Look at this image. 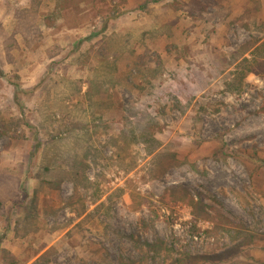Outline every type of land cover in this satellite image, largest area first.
I'll use <instances>...</instances> for the list:
<instances>
[{"label": "rangeland", "instance_id": "obj_1", "mask_svg": "<svg viewBox=\"0 0 264 264\" xmlns=\"http://www.w3.org/2000/svg\"><path fill=\"white\" fill-rule=\"evenodd\" d=\"M29 1L0 0L3 74L0 110L19 117L13 90L27 91L28 94L18 97L23 105V118L31 126L19 130V137L15 139L0 136V197L9 198L15 190L19 202L36 194L39 208L53 209L49 213L56 211V216L44 220L40 214L36 223L51 232L41 231L20 239L12 229L5 231L7 225L14 227L7 215L10 207L7 203L8 208L0 214V236L5 235L3 248L15 257L21 255L20 261L32 254L27 249L30 246L32 250L44 248L42 251L54 247L57 254L50 264H73L76 257L91 264L104 256L116 264L121 256L129 259L136 256L123 238L133 234L144 242H165L174 249L173 258L185 253L205 256L195 264H264V78L242 77L238 63H231V56L241 45L264 39V29L250 32L242 29L252 22L261 29L264 0H216L230 15L221 21L217 16L219 11L211 7L208 10L211 19L207 22L190 19L185 9L180 8L181 4L169 8L171 0H153L157 2L147 3V9L154 12L151 15L165 28L154 37V43L145 41L149 45L146 50L135 42L137 35L154 22L137 9L145 0H129L126 6H118L115 1L105 5L80 4V10L64 12V22L57 23L54 31L49 32L46 27L55 25V18L59 17L40 9L39 29L51 35L45 39L39 37L35 44H45L39 50L33 47L24 51L20 39H14V12ZM188 1L177 0L178 3ZM255 1L260 3L256 13ZM113 16L116 17L113 19ZM67 17L69 22L65 23ZM101 32L119 36L118 48L125 49L126 40L127 50L133 51L134 56L145 52L148 56L158 55L162 70L148 85L132 71L136 57L126 55L120 59L118 68L121 73H129L133 87L117 83L112 95L119 107L99 111L103 120L96 123L99 136L94 138L93 146L104 158H110L114 149L103 147L105 135L119 134L125 115L130 116L131 123L142 121V127L146 128L151 119L155 124L151 125V133L159 147L148 156L142 145H133L124 154L127 155L124 163L100 161L103 169L87 171L89 180L98 185L101 197L98 203L105 202L104 209L111 205L110 216L106 218L104 210L93 213L85 219L82 230H77L74 226L80 219L64 205L72 194L71 184L66 182L59 190L48 191L41 190L35 180L39 156L30 155L35 145L32 134H44L41 126L45 128L46 123L42 121L41 111L58 114L65 106L60 94L65 88L63 84L50 88L54 81L60 84L71 78L86 82L89 72L83 57L88 51L96 50ZM16 42L19 44L9 51ZM44 46L57 48L44 51ZM54 51L60 55L49 60ZM90 64L93 65L92 60ZM45 107L48 111L44 112ZM131 108L137 115L131 117L124 112ZM130 161L136 164L128 172L122 166L128 168ZM175 185L186 187L195 201L204 204L209 219H198L191 207L180 199L172 200L167 191ZM92 210L93 206L87 207L88 213ZM193 226L197 229L196 237L191 235ZM239 228L253 237L252 242L240 237L232 240ZM205 231L211 232V238L206 239ZM69 232L72 236L65 238ZM217 243L222 250L236 244L242 245V249H234L223 258L214 257L216 261H211L207 254ZM61 245L69 250L63 251ZM230 257L231 261L227 262ZM163 260L159 264L170 263Z\"/></svg>", "mask_w": 264, "mask_h": 264}, {"label": "trees", "instance_id": "obj_2", "mask_svg": "<svg viewBox=\"0 0 264 264\" xmlns=\"http://www.w3.org/2000/svg\"><path fill=\"white\" fill-rule=\"evenodd\" d=\"M29 1V0H28ZM44 0H30L28 5L21 6L15 9V35H20V44L27 50L34 47V43L39 41V31L35 25V16L39 13V10L53 14L55 17L61 18L64 12L70 13L72 11H78L80 4H91V5H105L106 2L115 1L118 6H126L129 0H48L43 4ZM218 1V0H217ZM216 0H189L187 3H178L177 0H171V3L167 7H172V5L181 4L180 8L185 9L190 19L197 20L199 22H207L211 19V14L209 15L208 10L211 7H215L216 11H219L218 17L221 21H224L230 15L224 12L223 6L219 5ZM221 1V0H219ZM252 1V0H250ZM260 2V0H258ZM157 1L145 0L144 4L137 7L138 11L145 12L148 17L153 18V24L150 23L149 28L143 30L141 34L137 35L136 44L143 48L148 49V43H154V37H157L160 33L159 31L164 30L165 25L159 23L156 16H152V11H148L147 3H156ZM253 2V1H252ZM257 1L254 2L256 6L254 13L259 11V5ZM179 6V5H176ZM180 8H176L180 9ZM117 12L116 14H118ZM116 16H113L114 19ZM107 16V19H110ZM50 21V18H47ZM56 21V18H55ZM148 26V25H147ZM167 26V25H166ZM258 26V25H257ZM256 28V23L252 22V25L242 26L244 31H262L264 29V23H260L259 27ZM36 28V29H35ZM99 41L97 43V48L95 51H88L83 57V61H87V71L89 72V77L83 82L81 80L75 79H65L63 83H56L55 81L50 88H56L58 85L63 84L65 90L60 93L62 102L65 103L62 110L58 114L54 112L43 113L40 112L42 121L46 123L45 128L41 126V131L43 135L32 134L35 139V145L33 146V154L37 153L39 156L38 170L35 176L40 189H46L48 191H57L60 187L68 182L72 186V194L69 196L64 205L66 208L72 212L77 219L80 221L74 226V229L82 230V225L85 219L90 217L93 213H98L104 210V216L109 218L111 205L106 209L105 202H99V190L98 185L92 183L88 176L87 171L89 169H97L98 171L103 169L101 162L114 161L116 164L124 163L127 150L133 145L140 144L143 146L145 154L150 156L158 149V143L156 142L153 134L151 133V125H155L151 119H149L148 126L142 127L144 124L142 121L137 120L136 123H131L129 117L122 116V130L117 135H105L103 141V147H110L114 149L113 155L106 159L102 154L93 146L94 138H98V127L96 123L102 122V115H98L99 111H110L115 110L119 105L114 101L113 91L120 82L126 83L129 87H133V82L129 73H121L118 68V63L123 56H133L136 57V63L133 62L132 71L137 72V77L141 81H145L146 84H150V81L159 74L162 70V63L158 55L151 54L150 56L143 53L142 55L134 56L133 51L127 50V41L125 40L123 44L125 49L121 47L118 48V41H121L119 36L114 34L106 35L103 32L98 35ZM131 36V35H130ZM126 37H129L128 35ZM135 38V36H131ZM15 39V38H14ZM138 41V42H137ZM12 45L9 51L17 45ZM121 46V45H120ZM57 47H49L47 51L55 50ZM129 49V48H128ZM8 51V52H9ZM60 55V52H52L48 56L49 60L55 59ZM155 57V61H152ZM125 58V57H124ZM123 58V60H124ZM93 62V65L90 62ZM150 63V64H148ZM231 63H238L240 75L246 77L248 75H255L264 78V39H253L239 47V49L231 56ZM155 75V76H154ZM0 77L3 74L0 70ZM129 79V80H128ZM62 82V81H61ZM118 83V84H117ZM85 86V91L83 87ZM14 88V85H11ZM49 91V90H48ZM19 94H28L27 91H22L19 88L13 90V101L18 109L19 117L13 114H6L0 110V136L7 137L8 139H15L19 137L17 132L22 130L23 127L30 128L31 126L26 123L23 118L22 113V103L20 102ZM98 99V100H97ZM48 111L45 107L44 112ZM130 113L131 117L137 115L134 109H125L124 112ZM264 111V109H263ZM147 118V117H146ZM104 125V124H103ZM124 126V127H123ZM21 132V131H20ZM101 161V162H100ZM136 161H130L128 163V168L125 171H133ZM129 169V170H128ZM99 174H97V179ZM40 191V190H39ZM11 197L2 198L0 197V214L7 207V203H10L8 208L9 219L12 220L13 228L7 225L5 231H10L12 229L13 234L17 235L20 239H26L28 237L35 236L41 231L46 233L51 232L42 226H37L36 223L39 220V215L45 220L48 216H56V211L50 214L49 211L53 209L50 208H39L37 202L36 194L33 195L29 200L23 199L17 202L18 199L17 192L12 190ZM37 193V192H36ZM167 194L172 200L180 199L182 203L191 207L194 211L193 216H197L198 219L206 221L209 219L206 212L204 211L206 206L199 201H195L193 196L189 193L188 189L182 185H175L168 189ZM16 201V202H15ZM108 202V201H107ZM93 206L91 213L87 212V207ZM229 223L228 220H226ZM220 231V230H219ZM232 238L235 241L238 237L244 239V241L252 242L253 237L247 235L244 229L239 228V230ZM221 232V231H220ZM225 234H229L228 230H223ZM194 237L197 236V229L195 226L192 228L191 232ZM206 239L211 238V232L205 231ZM72 236L71 232L65 235V238H70ZM5 238L4 234L0 236V264H50L51 258L57 254L54 247H49L48 249L42 251L44 248L32 250L30 246L29 249L32 254L28 255L24 260L20 261V256L15 257L10 252L5 250L2 246V241ZM133 248L136 256L132 258L119 257L116 264H159V261L165 259V261H170L169 264H195L197 260L204 259L202 257L190 254H183L182 257L173 258L175 251L171 246H168L165 242L161 240H156L152 243L141 241L136 238L133 234L125 235L123 237ZM251 244V243H249ZM63 251H68L67 246H60ZM234 249H242V245L236 244L233 248L228 250H222L218 247V243L214 245V249L210 254H207L209 260H215L223 258L225 255L232 253ZM220 251V252H219ZM42 252V253H41ZM211 255L213 258H210ZM215 257V258H214ZM232 257L227 258V262H230ZM221 260V259H220ZM164 261V260H163ZM162 261V262H163ZM194 261V262H193ZM216 261V260H215ZM73 264H88V262L83 261L81 258H75L72 260ZM91 264H113L109 262L106 256L103 257L101 261H92ZM235 264H246V263H235ZM253 264V263H252Z\"/></svg>", "mask_w": 264, "mask_h": 264}, {"label": "crops", "instance_id": "obj_3", "mask_svg": "<svg viewBox=\"0 0 264 264\" xmlns=\"http://www.w3.org/2000/svg\"><path fill=\"white\" fill-rule=\"evenodd\" d=\"M38 17H36L35 16V25H36V28L38 29V31H39V34H40V37L41 38H44L45 39V37H47V35L48 36H50L51 34H48L47 32H43L41 29H39V25L37 24V21H38ZM69 18L67 17L66 18V20H65V23H68L69 21ZM64 22V19H62V17L61 18H59V19H57L56 21H55V25H53V26H49V27H46V30L49 32V31H54V29L57 27V23L58 24H60V23H63ZM35 28V29H36ZM21 37H20V35H15V39H20ZM36 43V42H35ZM34 43V48L36 49V50H39V48H40V46L41 45H45V44H39V43H37V44H35ZM48 47H50V46H44L43 48L45 49H42V50H44V51H47V49H48ZM38 48V49H37ZM23 49H24V51L26 50V51H28L27 49H25L24 47H23ZM30 50H32V49H30Z\"/></svg>", "mask_w": 264, "mask_h": 264}]
</instances>
